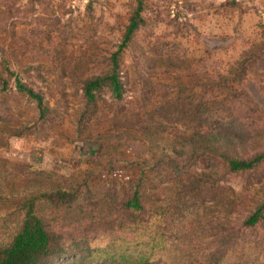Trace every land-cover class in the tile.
<instances>
[{"label":"rangeland","instance_id":"374dc122","mask_svg":"<svg viewBox=\"0 0 264 264\" xmlns=\"http://www.w3.org/2000/svg\"><path fill=\"white\" fill-rule=\"evenodd\" d=\"M136 6L0 0V248L35 197L70 254L55 264H264V221L245 223L264 215V159L226 162L264 151V0H140L120 98L103 84L86 103Z\"/></svg>","mask_w":264,"mask_h":264},{"label":"trees","instance_id":"16d2710c","mask_svg":"<svg viewBox=\"0 0 264 264\" xmlns=\"http://www.w3.org/2000/svg\"><path fill=\"white\" fill-rule=\"evenodd\" d=\"M137 6L134 12L129 16L128 22L124 28L121 40L116 46V49L110 53L109 62L110 70L108 73L100 76H93L84 81L82 86V93L86 103L94 101L95 92L103 84H106L111 92V95L115 98H120L122 85L118 78V56L123 48L126 47L130 41L132 33L137 29L138 24L142 22L138 15L140 9V0H136ZM4 60L8 58L4 54ZM6 62V60H5ZM4 69L8 70L6 63H4ZM3 80V87L5 86ZM15 89L18 92L24 93L30 99L35 101L36 107L39 109V116H42L43 106L41 96L34 92L25 83L19 79L14 81ZM218 145L219 137H211ZM264 159V151L253 155L251 158L241 159L234 156L226 158L228 168L232 171L247 170L252 168L257 162ZM137 185V184H136ZM136 185L132 189V194L129 199L123 202V206L128 209L138 210L140 203L138 199V191ZM35 197H30L25 202L24 213L20 222V226L16 233L12 236L9 243L0 248V264H55L61 261L67 252V248H64L60 244L59 237L52 232L46 230L40 218H38L33 212V200ZM260 219L264 221V215L260 213L259 208H256L245 220L246 224L253 225ZM104 251L101 249H92V251ZM89 248H85V257L92 252ZM70 255V254H68ZM110 262H102L98 264H120L115 261L114 254L109 257L106 256ZM123 256L120 255V258ZM78 257L76 261L79 259ZM81 261V259H79ZM68 262V261H66ZM82 263V262H80ZM65 264V263H64ZM136 264H149L146 258L140 256L137 258Z\"/></svg>","mask_w":264,"mask_h":264}]
</instances>
